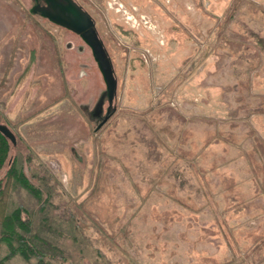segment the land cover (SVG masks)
<instances>
[{"label": "rangeland", "instance_id": "1", "mask_svg": "<svg viewBox=\"0 0 264 264\" xmlns=\"http://www.w3.org/2000/svg\"><path fill=\"white\" fill-rule=\"evenodd\" d=\"M57 1L0 0L3 264H264V0H74L111 101Z\"/></svg>", "mask_w": 264, "mask_h": 264}, {"label": "water", "instance_id": "2", "mask_svg": "<svg viewBox=\"0 0 264 264\" xmlns=\"http://www.w3.org/2000/svg\"><path fill=\"white\" fill-rule=\"evenodd\" d=\"M57 2L59 3V9L61 8L63 12L61 15V19L58 21L80 34L92 48L94 57L103 74L108 98L111 101L115 94L116 81L113 77L111 61L107 56L102 41L99 40L96 36L94 23L91 19V16L86 11H84L74 0H58ZM50 6L47 9L43 10L52 14L54 8ZM0 130L5 135L10 136V132L1 125Z\"/></svg>", "mask_w": 264, "mask_h": 264}, {"label": "trees", "instance_id": "3", "mask_svg": "<svg viewBox=\"0 0 264 264\" xmlns=\"http://www.w3.org/2000/svg\"><path fill=\"white\" fill-rule=\"evenodd\" d=\"M8 149H9V142L7 137L5 136L4 133H2V131L0 130V169L3 165V163L6 160L7 157V153H8ZM2 188L0 186V224L3 225V228L5 229V231H11V236L7 237L8 235L6 234V232H4L2 234V236L0 237V242L4 241V242H9L11 239H13L16 242H19L20 247L23 246V248L21 247L20 249H18V251L20 252V254H23V256H25V251L24 248L29 249L32 251V248L30 247H25V241H22L21 237H18L17 234H13V228L15 226H19V224H22V221L19 217L18 212H15L16 214L13 215V221L12 219L9 220L6 216H5V200L2 198ZM10 227V228H9ZM13 252V251H12ZM0 264H3L2 260L0 259Z\"/></svg>", "mask_w": 264, "mask_h": 264}, {"label": "flooded vegetation", "instance_id": "4", "mask_svg": "<svg viewBox=\"0 0 264 264\" xmlns=\"http://www.w3.org/2000/svg\"><path fill=\"white\" fill-rule=\"evenodd\" d=\"M76 2V1H75ZM77 3V2H76ZM84 11H86L84 8H83V6L81 5V4H79V3H77ZM87 12V11H86ZM88 13V12H87ZM89 14V13H88ZM93 21V20H92ZM93 23H94V28H95V32H96V36L98 37V34H97V31H96V25H95V22L93 21ZM83 39V38H82ZM98 39H99V37H98ZM84 40V39H83ZM100 40V39H99ZM85 41V40H84ZM86 42V41H85ZM87 43V42H86ZM102 44H103V42H102ZM89 45V44H88ZM90 46V45H89ZM103 47L105 48V46H104V44H103ZM105 51H106V53H107V56L109 57V54H108V52H107V50H106V48H105ZM109 59H110V61H111V58L109 57ZM111 68H112V73L114 72V70H113V65H112V61H111ZM114 75V74H113ZM117 87V86H116ZM116 89V88H115Z\"/></svg>", "mask_w": 264, "mask_h": 264}]
</instances>
